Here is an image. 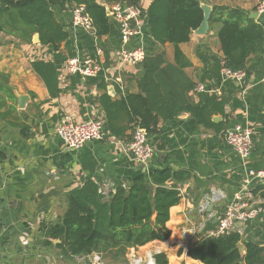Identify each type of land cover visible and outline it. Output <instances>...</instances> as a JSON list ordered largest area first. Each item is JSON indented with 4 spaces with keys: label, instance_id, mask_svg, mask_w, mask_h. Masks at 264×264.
I'll return each instance as SVG.
<instances>
[{
    "label": "crops",
    "instance_id": "obj_1",
    "mask_svg": "<svg viewBox=\"0 0 264 264\" xmlns=\"http://www.w3.org/2000/svg\"><path fill=\"white\" fill-rule=\"evenodd\" d=\"M152 0H142L148 6ZM262 0H203L212 6L240 7L249 13L259 12ZM106 4V0H99ZM108 5V4H106ZM72 8V7H71ZM71 8L56 9L59 22L70 31L69 39L57 50L40 42H23L11 35L0 37V264H76L82 258L65 260L56 247L42 242L43 225L56 223L66 210L65 194L89 180L109 186L115 180L129 184L142 165L129 153L133 132L125 138L113 136L107 129L103 140L90 141L81 149L70 151L56 134L66 117L77 121L104 119L99 99L107 95L120 101L126 94H138L137 67L124 66L120 54L124 49L143 46L149 55L166 52L174 61V46L160 45L147 34L123 44L119 24L111 18V33L98 37L94 31L73 26ZM221 24H210L206 35L193 32L188 43L180 46L190 65L187 78L195 84L190 93L201 107L209 99L223 103L210 111L211 121L221 124V131L205 128L190 114L161 123L157 133L148 134L155 154L144 169L169 166L185 170L191 178L182 186L181 203L170 210L167 241H153L130 249L142 257L165 253L168 264H204L188 253L192 245L216 230L217 221L234 194L241 188L248 168L264 170V45L253 55L241 81L227 79L223 74L224 55L218 38ZM71 58L99 61L106 69L107 88L101 89L80 75H69L67 61ZM53 62L58 69L59 97H52L44 82L35 74L32 63ZM203 86L204 91H198ZM28 96L24 109L18 96ZM236 125L253 131V151L243 161L225 141L224 132ZM255 193V203L263 208L259 217L243 224L244 242L255 240L264 246V183ZM255 189V190H256ZM54 245L60 240L53 241Z\"/></svg>",
    "mask_w": 264,
    "mask_h": 264
},
{
    "label": "trees",
    "instance_id": "obj_2",
    "mask_svg": "<svg viewBox=\"0 0 264 264\" xmlns=\"http://www.w3.org/2000/svg\"><path fill=\"white\" fill-rule=\"evenodd\" d=\"M106 1L108 5L124 2L140 8L147 34L162 46H174L172 63L165 51L155 55L146 52L145 60L137 66L141 71L136 79L138 94H126L120 101L107 95L99 99L106 129L119 138L136 128L153 135L161 123L190 113L199 125L221 131V124L211 121L210 111L215 106L223 109V103L215 99L201 107L194 103L190 93L196 86L186 76L190 63L180 48L203 21V0H152L148 6L142 5V0ZM106 4L99 0H0V37L6 34L31 42L39 34L41 45L57 50L69 39L70 31L59 22L56 9L66 11L74 5L85 6L98 37L107 36L112 25ZM215 23L221 24L218 38L224 67L245 72L249 59L264 45V23L247 10L228 5L214 7L210 24ZM32 69L50 95L59 97L57 66L39 60L32 63ZM87 79L101 89L108 86L104 71ZM190 178L188 171L164 166L148 171L141 168L129 184L115 180L108 188L102 181L89 180L65 194L66 210L56 223L43 225L42 244L58 248L65 260L98 254L105 264H129L130 249L170 238V210L181 203V188ZM55 240L61 243L54 245ZM240 244L245 246L244 256ZM188 255L204 264H264V246L255 240L244 242L239 232L204 237L191 246ZM155 261L168 264V257L159 253Z\"/></svg>",
    "mask_w": 264,
    "mask_h": 264
},
{
    "label": "built area",
    "instance_id": "obj_3",
    "mask_svg": "<svg viewBox=\"0 0 264 264\" xmlns=\"http://www.w3.org/2000/svg\"><path fill=\"white\" fill-rule=\"evenodd\" d=\"M110 6L113 13L112 19L118 22L123 44H127L137 35L142 34L145 20L140 8L128 6L124 2H114ZM259 12L264 13V0L259 4ZM72 23L74 27L86 31H94L93 21L86 13L84 5H74L71 8ZM146 58V50L143 46L135 49H124L120 54V62L124 66L137 67ZM66 70L69 75H80L84 78H94L102 71H107L99 61L91 59L71 58L67 61ZM223 74L227 79L243 81L245 72H232L224 67ZM264 82V79H263ZM198 91H204L199 86ZM106 133L105 120L93 118L86 121H77L73 117H66L56 128V134L65 143L70 151L81 149L90 141L103 140ZM225 141L240 156L243 161L248 160L253 151V131L250 127L236 125L224 132ZM129 153L133 161L139 165L147 166L151 162L155 148L149 143L148 134L141 128L133 132V140L129 145ZM264 183V170L255 171L248 168L243 178L241 188L236 192L227 204L224 213L217 221L216 230L208 236L218 237L233 232L241 234L243 224L251 222L263 212L260 204L255 203V189ZM207 236V237H208ZM88 259L84 264H105L101 256L92 254L83 259ZM129 264H156L155 257H142L133 255Z\"/></svg>",
    "mask_w": 264,
    "mask_h": 264
},
{
    "label": "water",
    "instance_id": "obj_4",
    "mask_svg": "<svg viewBox=\"0 0 264 264\" xmlns=\"http://www.w3.org/2000/svg\"><path fill=\"white\" fill-rule=\"evenodd\" d=\"M105 9L107 11V15L109 17H112L113 13H112V11L110 9V6L106 5ZM201 9L203 10V13H204L203 21H202L201 25L199 26V28L194 31V33L197 34V35H206V34H208L209 29H210V20H211L212 14L214 12V8L212 6H210V5H207V4L203 3V2H201ZM250 16L252 18H254V19H258L259 13L251 12ZM33 39L36 42H40V35L36 34ZM18 99H19V108L20 109H24L26 104L29 101V97L23 95V96H18ZM142 168H144V165H142ZM239 249H240V252H241L242 256H244L246 254L245 246L243 244H240L239 245Z\"/></svg>",
    "mask_w": 264,
    "mask_h": 264
},
{
    "label": "rangeland",
    "instance_id": "obj_5",
    "mask_svg": "<svg viewBox=\"0 0 264 264\" xmlns=\"http://www.w3.org/2000/svg\"><path fill=\"white\" fill-rule=\"evenodd\" d=\"M88 261V259L86 258V259H83L81 262H78V263H76V264H84L85 262H87Z\"/></svg>",
    "mask_w": 264,
    "mask_h": 264
}]
</instances>
